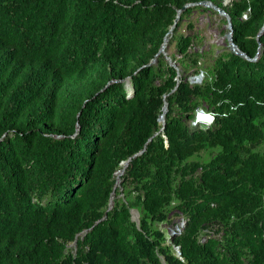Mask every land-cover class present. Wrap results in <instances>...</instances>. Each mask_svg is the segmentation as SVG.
Listing matches in <instances>:
<instances>
[{"label": "trees", "instance_id": "trees-1", "mask_svg": "<svg viewBox=\"0 0 264 264\" xmlns=\"http://www.w3.org/2000/svg\"><path fill=\"white\" fill-rule=\"evenodd\" d=\"M198 1L0 0V264H264V0H208L254 60L192 48Z\"/></svg>", "mask_w": 264, "mask_h": 264}, {"label": "rangeland", "instance_id": "rangeland-1", "mask_svg": "<svg viewBox=\"0 0 264 264\" xmlns=\"http://www.w3.org/2000/svg\"><path fill=\"white\" fill-rule=\"evenodd\" d=\"M229 1L230 0H224L225 4H228ZM208 9H210V8H208ZM210 10L213 11L214 13L209 12V11H196V10L192 11L188 17L189 22L192 24L191 29L186 26L185 20L181 21V23L178 27V31L180 33L192 34L193 37L195 36V38H193V42H192L191 46L193 49H195L197 51L204 50L206 52L205 53L206 59H209L212 56L216 55V53H218L220 51V48H227L228 50H230L228 47L227 40H226V34L228 33L229 28L227 26V22L223 23V21H222V19H224L225 17L218 15L212 9H210ZM170 36H171V32L169 34V37ZM164 48H165L163 50L164 55L163 54H161V55L164 57V60L167 62V64L173 63L174 61L171 60L169 55L172 54V55H175L176 58L179 57L175 53V47H174L173 41L169 45H166ZM174 65L176 66L175 63H174ZM177 74L180 76V68L179 67H177ZM178 75H177V81L179 82L180 79L178 78ZM200 75H201V78L197 79V77ZM202 77H203V72H202V70H199L197 72V74H195V75L190 74L189 76H187V80L189 83H199L201 81ZM128 84H129L128 79H126L125 85L128 86ZM195 117H196V112H195ZM194 120H195V118H194ZM203 123H207V122H203ZM197 124L204 125L200 122H197ZM200 155L203 156V153H200ZM193 157H196V156H193ZM202 158L205 160L207 158V156L206 157L203 156ZM121 170H119L118 172H120ZM113 177H114V174H113ZM119 180H120L119 178L117 180V176H116V181H115V177H114L115 186L113 187V189H115L117 187L119 190V186H118ZM118 196H120V195H118ZM116 197H117V195H116ZM111 201H112V196H111ZM130 218L134 222H137V212L134 209L130 210ZM180 219L181 218L179 215L178 216L171 215L169 217L168 222H163V223L158 224V227L165 232L166 238L169 237V234L171 233V230H172L171 228L175 227V225H176V224H174L175 221H176V223L178 222V225H180V223H181ZM167 241L168 240H166V243H168ZM74 246H75L74 241H72L66 245V247H70L72 249L74 248ZM173 250H175V247H173Z\"/></svg>", "mask_w": 264, "mask_h": 264}, {"label": "water", "instance_id": "water-1", "mask_svg": "<svg viewBox=\"0 0 264 264\" xmlns=\"http://www.w3.org/2000/svg\"><path fill=\"white\" fill-rule=\"evenodd\" d=\"M193 4L200 5V6L205 7V8H210V9L214 10L218 15H220V16H222V17H225L224 19L226 20V22H227V26H228V28H229V31H228V33L226 34V40H227L228 47H229L230 51H232L234 54H237V55H239V56L245 58L246 60H254V59H256V56L258 55V53L256 54L255 57L250 58V57H248L246 54H244L242 51L238 50L237 47H236V45L232 42V40H231V36H230V22H229V18H228V16H227L226 12H225L221 7H218L217 5L213 4L212 2H210V1H208V0H202V1H198V2H196V3H187V4H184V5L181 7V9H184L185 7H187V6H189V5H193ZM222 4H223V5L225 4L224 0H223ZM181 9L176 10V13H175L174 19H173V21H172V24L169 26V28L167 29L166 33H165L164 36L162 37V42H161V44H160V46H159V48H158V50H157V52H156V54H155L154 56H156V55H158V54H163V53H164V52H163V46H164V40H165V37H166L167 34H169V33L172 31L173 27L175 26V24H176V22H177V20H178V18H179V13H180ZM263 29H264V25L260 28V30L258 31L256 37H257V36L263 31ZM163 55H164V54H163ZM154 61H155V59L152 58V59L148 62V64H152V63H154ZM168 65L172 66V67L174 68L175 72H176L175 77H174L175 85H174V87H173V88L171 89V91H170V92H172V91L174 90V88L176 87V84L178 83V81H177V75H178V74H177V67L174 65V62H173V63H168ZM178 78H179V75H178ZM200 78H201V75L197 77V79H200ZM128 83H129V81H128ZM164 96H165V95L162 96L163 99H164ZM164 102H165V103H164ZM164 105H166V101L163 100V103H162V106H161V111L163 110ZM159 115H160V114H159ZM159 115H158V116H159ZM157 120H158V117H157ZM163 127H164V120H163L162 123L160 124L159 129H158L154 134H156V133H161ZM77 128H78V127H77ZM77 128H76V130H77ZM161 136L164 137L163 134H162ZM164 144L166 145V139H165V138H164ZM143 149H144V148L140 149L138 152H136L135 154H133L131 157H128L126 160L120 162V164H121V163H124V168H125L126 165H127L128 162H129V160H130L132 157H134V156H136V155H139V154L143 151ZM123 171H124V170H123ZM114 186H115V182H114V184H113V187H114ZM113 187H112V191H111V193L113 192ZM111 193H110V194H111ZM110 198H111V196H109V199H108V206H107L106 209H109L110 206H111ZM130 210H131V209H130ZM135 223H137V222H135ZM175 252H176V254H177V250H176V249H175ZM178 253H179V252H178Z\"/></svg>", "mask_w": 264, "mask_h": 264}, {"label": "bare ground", "instance_id": "bare-ground-1", "mask_svg": "<svg viewBox=\"0 0 264 264\" xmlns=\"http://www.w3.org/2000/svg\"><path fill=\"white\" fill-rule=\"evenodd\" d=\"M170 34V33H169ZM169 34H167L166 35V37H165V40H164V46H163V50L165 49L164 47L166 46V44L168 43L167 41H168V39H169ZM165 100V99H164ZM165 103V102H164ZM166 106L167 105H164V107H163V110H162V115H160V117H159V120H158V122H159V124H161L162 123V121L164 120V117H166L164 114H166L165 112H166ZM121 166H123V168H122V170L120 171V172H118L117 174H116V176H117V180H118V178L120 177V175H122L123 173V170H124V163H121ZM116 180V179H115ZM119 186V185H118ZM114 193V192H113ZM111 194L112 195V199H113V196L115 195V194ZM110 202H112L111 201V198H110Z\"/></svg>", "mask_w": 264, "mask_h": 264}, {"label": "clouds", "instance_id": "clouds-1", "mask_svg": "<svg viewBox=\"0 0 264 264\" xmlns=\"http://www.w3.org/2000/svg\"><path fill=\"white\" fill-rule=\"evenodd\" d=\"M213 119H214V117L211 114H205L203 112H199V113H197V117H196V121L195 122H207V123H211ZM180 221H181V219H180ZM181 226H179V227H181ZM176 250H177V248H176ZM174 252H175V250H174ZM178 252L179 251L177 250V254H176V252H175V254L176 255H179Z\"/></svg>", "mask_w": 264, "mask_h": 264}, {"label": "built area", "instance_id": "built-area-1", "mask_svg": "<svg viewBox=\"0 0 264 264\" xmlns=\"http://www.w3.org/2000/svg\"><path fill=\"white\" fill-rule=\"evenodd\" d=\"M195 112H196V117H197V113H199V112H203V113H205V114H210V113H208V112H204L202 109H196ZM196 117H195V113H194V118H195V120L193 119L194 121L191 122L192 125L197 124V122H195V121H196ZM200 123H202V124H204V125H208V124H210V123H203V122H200ZM182 223H183V221H181L180 225H178V222H177L176 225H175V227H172V228H171L172 230H171V233H170L169 235H171L172 233H175V231L179 230V226H181ZM175 249H176V248H175Z\"/></svg>", "mask_w": 264, "mask_h": 264}]
</instances>
